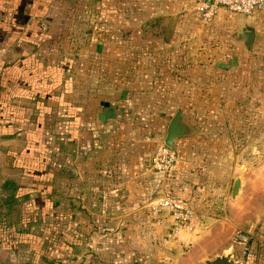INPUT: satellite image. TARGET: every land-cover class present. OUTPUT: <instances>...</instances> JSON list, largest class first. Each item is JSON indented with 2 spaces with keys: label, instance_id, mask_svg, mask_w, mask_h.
<instances>
[{
  "label": "crops",
  "instance_id": "1",
  "mask_svg": "<svg viewBox=\"0 0 264 264\" xmlns=\"http://www.w3.org/2000/svg\"><path fill=\"white\" fill-rule=\"evenodd\" d=\"M75 1L81 0H0V264L47 260L23 254L24 233L36 232L31 224L24 229V217L38 214L24 211L37 203L52 216L76 220V229L66 234L72 264H203L226 251L240 258L233 234L246 215L239 198L230 196L232 182L226 196L217 198L213 190H202L191 163L178 155L169 173L152 171L150 155L171 117L161 132L163 123L151 128L144 113L145 121L121 113L119 106L136 108L127 91L118 90L120 99L111 92L100 99L83 84L77 63L84 53L117 45L106 37L108 24L75 30L82 13ZM200 1L91 0L118 14L109 28L138 21L136 33L142 35L175 30L182 14ZM171 16L169 24L164 17ZM153 18L160 19L142 26ZM216 20L237 33L243 25H258V39L264 40V12L246 17L220 11L211 23ZM234 41L239 51L248 50ZM214 49L205 53L207 60L226 62L218 65L231 71L236 53ZM166 193L188 199L195 212L191 231L175 239L169 238L170 212L152 207ZM250 246L247 264H264V230Z\"/></svg>",
  "mask_w": 264,
  "mask_h": 264
},
{
  "label": "rangeland",
  "instance_id": "2",
  "mask_svg": "<svg viewBox=\"0 0 264 264\" xmlns=\"http://www.w3.org/2000/svg\"><path fill=\"white\" fill-rule=\"evenodd\" d=\"M73 4L80 5L82 12L74 20L75 30L88 32L89 23L90 30L108 24L111 33L106 37L117 45L92 46L84 53H88L87 59L84 56L77 63L85 74L83 84L97 91L100 99L110 92L120 99L118 90L127 91L136 108L150 115L151 128L163 123L161 132L176 108L182 107L195 133L176 146L177 155L191 163L202 190H213L217 198L226 196L232 179L238 176L241 188L232 200L239 198L238 206L246 216H241L236 229L254 236L264 230V197H260L264 193V40L258 39V25L251 48L239 51L234 41L238 30L223 29L224 20L205 25L192 9L182 14L175 30L165 33L157 29L142 35L136 33L138 21L129 26L124 21L118 30L109 28L116 15L107 6L98 4L96 8L91 0ZM213 48L215 54L228 49L236 53L231 71L219 66L226 62L207 60L205 53ZM37 205L40 207L24 211L33 214L37 210L38 214L24 217V229L29 230L31 224L36 232L24 233L27 249L23 254L31 251L39 263L58 259L72 264L73 247L67 246L66 234L68 229H76V220L52 216L48 206Z\"/></svg>",
  "mask_w": 264,
  "mask_h": 264
},
{
  "label": "built area",
  "instance_id": "3",
  "mask_svg": "<svg viewBox=\"0 0 264 264\" xmlns=\"http://www.w3.org/2000/svg\"><path fill=\"white\" fill-rule=\"evenodd\" d=\"M197 18L203 24L210 23L220 11L240 16H253L264 12V0H211L210 3L200 1L192 8ZM177 160L174 149L166 147L163 143L157 144L150 155V169L154 172L166 174L171 170ZM152 207L165 208L170 212L169 232L172 238L181 233H188L192 229L195 212L191 202L179 195L166 193L153 199ZM254 233L236 230L233 240L239 248L240 258L235 259L236 264H247L251 258V246Z\"/></svg>",
  "mask_w": 264,
  "mask_h": 264
},
{
  "label": "water",
  "instance_id": "4",
  "mask_svg": "<svg viewBox=\"0 0 264 264\" xmlns=\"http://www.w3.org/2000/svg\"><path fill=\"white\" fill-rule=\"evenodd\" d=\"M205 2L210 3L211 0H203ZM169 20V24L171 20L175 17H164ZM160 18H153L142 24L144 27L146 24L159 20ZM255 37V30L252 26L243 25L237 36L234 35V39L242 44L245 48L250 49ZM104 106L108 105L107 102L102 103ZM195 133V129L185 120L184 113L181 110H176L171 118L169 119L165 134L162 139V143L170 148L174 149V142L177 139L185 138L192 136ZM240 188V178L238 176L234 177L231 184L230 196L234 198L239 191ZM203 264H236L234 259L232 258V252L226 251L221 254L215 255L212 258H206L203 260Z\"/></svg>",
  "mask_w": 264,
  "mask_h": 264
},
{
  "label": "trees",
  "instance_id": "5",
  "mask_svg": "<svg viewBox=\"0 0 264 264\" xmlns=\"http://www.w3.org/2000/svg\"><path fill=\"white\" fill-rule=\"evenodd\" d=\"M111 12H113L115 15H118L115 11H112L111 10ZM105 33V32H104ZM110 40H112L111 38H110ZM71 65H72V62H68V67H71ZM65 66L67 67V64L65 63ZM120 107V110H122L121 112H127V111H129V112H131V115L133 116V118H139V119H141V120H145V118H143V116H142V113H144L145 115H147V118H148V112H146V111H144V110H141V108H133V106L132 105H130V106H128V105H123V107H121V106H119ZM182 107H177L176 108V110H181L182 111V109H181ZM134 111V114L136 115H133V111ZM183 112V111H182ZM130 115V116H131ZM160 143H162V142H160ZM159 143V144H160ZM174 150L176 151V149L174 148ZM177 153V152H176ZM157 173H159V172H157ZM167 173H169V172H167ZM44 264H69V263H67V262H64V261H61V260H58V259H47V260H45V262H44Z\"/></svg>",
  "mask_w": 264,
  "mask_h": 264
}]
</instances>
